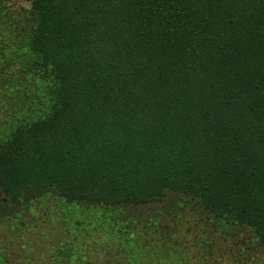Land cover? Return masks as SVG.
<instances>
[{"label":"trees","instance_id":"16d2710c","mask_svg":"<svg viewBox=\"0 0 264 264\" xmlns=\"http://www.w3.org/2000/svg\"><path fill=\"white\" fill-rule=\"evenodd\" d=\"M28 1L27 77L46 86L30 120L0 121V198L179 194L264 247V0Z\"/></svg>","mask_w":264,"mask_h":264},{"label":"rangeland","instance_id":"374dc122","mask_svg":"<svg viewBox=\"0 0 264 264\" xmlns=\"http://www.w3.org/2000/svg\"><path fill=\"white\" fill-rule=\"evenodd\" d=\"M29 8L28 0H0V68L20 92L14 101V91L0 96V121L30 120L32 98L46 86L27 77L37 66L21 35ZM199 202L169 193L144 207L87 208L48 190L0 198V264H264V247L247 229Z\"/></svg>","mask_w":264,"mask_h":264}]
</instances>
